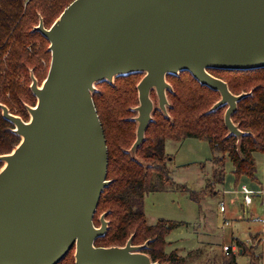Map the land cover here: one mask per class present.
Instances as JSON below:
<instances>
[{
  "label": "water",
  "instance_id": "95a60500",
  "mask_svg": "<svg viewBox=\"0 0 264 264\" xmlns=\"http://www.w3.org/2000/svg\"><path fill=\"white\" fill-rule=\"evenodd\" d=\"M49 42L50 64L29 121L0 105L20 138L1 155L0 264H59L74 249V264H156L146 244L95 247L107 230L93 217L106 180L108 156L92 94L95 84L134 73L138 106L134 154L157 109L167 115L169 75L188 72L227 106L224 125L243 133L231 116L246 95H233L208 70L264 68V0H74L49 29L35 28Z\"/></svg>",
  "mask_w": 264,
  "mask_h": 264
},
{
  "label": "trees",
  "instance_id": "16d2710c",
  "mask_svg": "<svg viewBox=\"0 0 264 264\" xmlns=\"http://www.w3.org/2000/svg\"><path fill=\"white\" fill-rule=\"evenodd\" d=\"M73 1L0 0V105L24 122L28 119L27 107L36 104L30 91L32 78L41 86L51 59L49 42L35 28L42 23L49 29ZM208 73L224 81L233 95L246 94L231 116L243 133L240 139L229 135L224 125L227 106L212 110L220 100L219 93L201 85L184 71L166 77L172 89L167 93V115L154 108L144 140L131 154L137 126L134 121L138 106L136 86L143 74L120 76L111 84L102 81L95 85L92 100L106 142V180L110 182L103 190L93 217L95 227L100 226L101 215L107 222V230L95 240V247H123L131 239L133 246L146 244L141 252L153 263L199 264L197 257H192L199 251L184 257L175 251L165 252V237L180 223L158 220L148 225L144 214L146 194L181 189L170 177L168 162L171 159L165 153L166 141L207 142L217 155L212 160L214 184L225 182L226 159L233 166L236 181L242 176L256 180L253 154H264V68L235 72L210 69ZM13 130L0 109V156L11 153L20 143ZM2 164L0 161V167ZM251 242L246 245L236 240L237 252L229 250L217 264H237L238 256L246 258L248 264H264L262 241L255 236ZM59 264H74V249Z\"/></svg>",
  "mask_w": 264,
  "mask_h": 264
},
{
  "label": "rangeland",
  "instance_id": "374dc122",
  "mask_svg": "<svg viewBox=\"0 0 264 264\" xmlns=\"http://www.w3.org/2000/svg\"><path fill=\"white\" fill-rule=\"evenodd\" d=\"M150 98L154 108H157L155 93L151 92ZM27 115L28 122V112ZM165 153L171 159L168 162L170 177L181 189L146 194L143 210L148 225H154L160 219L180 223L165 237L166 253L175 251L184 257L190 252H201L206 247H217L221 253L223 244L231 245L232 236L247 241L248 233L253 230L260 231L264 240V226L256 220L264 218V154H253L255 181L245 176L236 181L232 175L233 166L226 159L225 182L218 185L212 180V160L217 155L210 150L207 142L195 139L166 141ZM2 167L3 164L0 170ZM241 186L260 194L253 197L249 206L242 204ZM214 192L216 195H213ZM220 202L224 203L225 213L218 210ZM224 220L232 227L236 225L234 235H231L232 227ZM206 240H215L214 243L219 246ZM251 243L250 240L248 244ZM238 264H248V261L238 257Z\"/></svg>",
  "mask_w": 264,
  "mask_h": 264
},
{
  "label": "crops",
  "instance_id": "0c3cea01",
  "mask_svg": "<svg viewBox=\"0 0 264 264\" xmlns=\"http://www.w3.org/2000/svg\"><path fill=\"white\" fill-rule=\"evenodd\" d=\"M213 195H216V192H214L213 193ZM241 198H242V196H241ZM220 204V203H219ZM242 204H243V201H242ZM219 210V209H218ZM220 212V211H219ZM226 212V209H225V211L223 212V213H225ZM161 220V219H160ZM224 223L225 224H227V225H230V227H232V224H228V221L227 220H224ZM235 224H237V223H235ZM236 225H234L232 228H231V230H232V232H231V235H234V231L236 230L234 227H235ZM248 239H247V241H244V240H242V239H240V238H237V237H234V236H232V243H231V245H227V244H223L222 245V247H221V253L218 251V249L219 248H217V247H206L204 250H202L201 252H200V250H199V254L197 255L198 257L196 258L197 259V262L199 263V264H217V262H218V260L221 258V256L224 254V252H223V247H225V246H227V247H229L230 248V250L231 251H233V253H236L237 252V246L235 245V241L236 240H239V241H241L242 243H244V244H246V245H249L248 243L250 242V240L252 239V238H254L255 236H258L259 237V240H261L262 241V246H263V248H264V240H263V237L261 238V236H262V234H261V232L260 231H251V232H249L248 233ZM216 240H218V238L216 239ZM249 240V241H248ZM205 242H208V243H211V245H216V246H219L218 244H217V242L216 243H214L215 242V240H206ZM206 244V245H209V244ZM238 257H240V256H238ZM238 257H237V264H238Z\"/></svg>",
  "mask_w": 264,
  "mask_h": 264
},
{
  "label": "built area",
  "instance_id": "2783aa9c",
  "mask_svg": "<svg viewBox=\"0 0 264 264\" xmlns=\"http://www.w3.org/2000/svg\"><path fill=\"white\" fill-rule=\"evenodd\" d=\"M239 193L242 196V201H243L244 206H249L250 204H252L253 197L260 195V194L253 193L246 186H241L239 188ZM219 211L221 213H223L225 211V206H224L223 202H220V204H219ZM256 220L258 222L262 223V225L264 226V218L263 219L257 218ZM229 250H230L229 247H227V246L223 247V252L225 255H228ZM230 252L233 253V251H231V250H230Z\"/></svg>",
  "mask_w": 264,
  "mask_h": 264
},
{
  "label": "flooded vegetation",
  "instance_id": "af4514ba",
  "mask_svg": "<svg viewBox=\"0 0 264 264\" xmlns=\"http://www.w3.org/2000/svg\"><path fill=\"white\" fill-rule=\"evenodd\" d=\"M154 93V91H152Z\"/></svg>",
  "mask_w": 264,
  "mask_h": 264
}]
</instances>
